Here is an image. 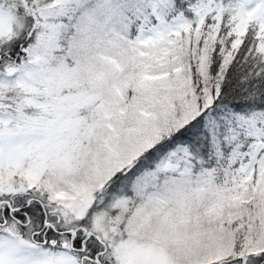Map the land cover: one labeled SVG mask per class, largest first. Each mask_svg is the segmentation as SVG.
Returning <instances> with one entry per match:
<instances>
[{
    "label": "snow or ice",
    "instance_id": "6c2138e0",
    "mask_svg": "<svg viewBox=\"0 0 264 264\" xmlns=\"http://www.w3.org/2000/svg\"><path fill=\"white\" fill-rule=\"evenodd\" d=\"M0 264H264V0H0Z\"/></svg>",
    "mask_w": 264,
    "mask_h": 264
}]
</instances>
